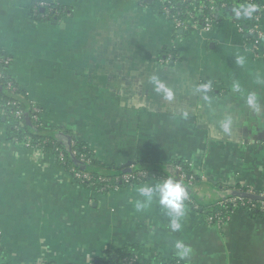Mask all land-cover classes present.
I'll list each match as a JSON object with an SVG mask.
<instances>
[{
	"label": "crops",
	"instance_id": "1",
	"mask_svg": "<svg viewBox=\"0 0 264 264\" xmlns=\"http://www.w3.org/2000/svg\"><path fill=\"white\" fill-rule=\"evenodd\" d=\"M39 1L0 0V50L43 123L66 147L87 143L101 171L153 165L174 177L175 163L186 162L200 207L185 202L183 227L173 232L158 199L134 207L139 187L164 180L96 191L52 151L13 139L0 112L4 263L104 264L136 248L146 263L163 264L179 259L174 242L182 240L193 250L185 264H264L262 213L207 220L224 197L264 189V40L253 51L231 9L195 33L176 29L157 0H51L65 8L56 21L36 19L46 10Z\"/></svg>",
	"mask_w": 264,
	"mask_h": 264
},
{
	"label": "built area",
	"instance_id": "2",
	"mask_svg": "<svg viewBox=\"0 0 264 264\" xmlns=\"http://www.w3.org/2000/svg\"><path fill=\"white\" fill-rule=\"evenodd\" d=\"M161 6V10L164 15H166L174 24L176 29H184L190 32L201 33L206 31L216 24L220 20L218 16V10L231 9L232 10V20L236 23L238 30L249 40V45L253 51H257L262 41L264 40V29L262 27V18L264 15V2H261L257 8V12H252L248 19L242 20L239 16L237 17L236 12L241 11L243 13V8L251 5L253 0H246V4H241L235 2V0H199L198 5L191 7L193 2L191 0H179L181 7H176L175 0H157ZM190 1V2H189ZM44 7L48 10H53L50 1L41 0L37 3L36 8ZM245 26V27H244ZM12 61L10 56H1L0 63L10 64ZM172 61V56H168L163 60V62L169 63ZM4 73L0 71V79L4 78ZM7 87L15 90L11 81L7 83ZM8 105H16L15 100L9 101ZM33 119L38 120L41 113V108L36 103H31ZM0 112L6 114V109L1 108ZM11 112L19 119L20 125H23V116L26 112L23 109H17ZM28 147H37L33 145L30 138L24 143ZM73 143L68 147L69 155L76 158L77 152L72 149ZM57 158L60 163L65 164L66 155L63 149L58 148ZM76 164V163H75ZM78 165V166H77ZM177 175L173 178L178 180L182 186H184L188 192V199L186 203L191 204L194 208L198 209L200 207L199 203L192 196L190 188L193 185L195 177L193 175L187 174L181 164L176 165ZM70 173L76 179L82 181L90 187H95L100 185L99 192H106L118 186L120 183L132 184L138 181L156 178L166 180L169 177L163 173H159L155 170H149L145 167L143 168H127L123 169L119 175L108 176L106 174L98 173L99 169L92 165L91 159L86 155V153H80L77 157V164L71 165L69 168ZM101 172V171H100ZM103 172V171H102ZM97 173V174H95ZM237 194L229 195L217 202L218 210L212 214L207 215V220L210 223L221 225L225 221L229 220L234 212L238 209H245L252 211L258 209L264 212V189L261 191H256L251 188H243L237 191ZM1 234L0 230V264H5L1 254ZM118 264H148L138 253H130L128 255L120 257ZM165 264H185L179 259H174Z\"/></svg>",
	"mask_w": 264,
	"mask_h": 264
},
{
	"label": "trees",
	"instance_id": "3",
	"mask_svg": "<svg viewBox=\"0 0 264 264\" xmlns=\"http://www.w3.org/2000/svg\"><path fill=\"white\" fill-rule=\"evenodd\" d=\"M178 1L179 0H175V5H176V7H181V4H179ZM191 1L193 2V5L191 7L194 9V7L198 5L199 0H191ZM50 2H51V5L53 7V10L46 9L45 11H41L40 9H38V12H37L38 15H37L36 19L56 21V19H58L60 17V15H62L64 13L65 8L63 6L56 4L51 0H50ZM235 2L241 3L243 5L246 4L245 3L246 0H235ZM251 3H252L251 5H255V11L254 12H257V8L261 4V0H253ZM219 12L220 13L227 12V10L226 9H224V11L218 10V16H221V14ZM43 14L45 16H43ZM240 17L242 18V20H244L246 18L248 19L249 16L244 15L242 13ZM0 55L1 56H9L6 53L2 52L1 50H0ZM10 64L0 63V71H2L5 75L4 78L0 79V109L1 108L6 109V114H4V116L6 118V122L9 125L10 135L12 136V138L15 139L16 141L20 142V143H23V144L27 141V138H30L31 143L33 145H36L38 149L52 151L56 155H58V148L63 149L65 151V155H66V162H65V164H63V163H61V164L64 167L68 168V170H69L71 165L77 164V157L79 156L80 153H86V155L91 159L92 165L93 166L97 165L96 161L94 160L92 151H91L90 147L87 145V143H85L83 141H77V140L72 142L73 143L72 149L77 152L76 158H74V157L70 156L68 150H66V148H65L66 144L63 143L62 141H59L53 135V132L56 130V129H54V127H52L51 125H48V124H44L43 121L41 120V117H40L41 115H39L38 120L33 119V117H32L33 112H32V108L30 107L31 103H33V102L29 100L27 93L24 90L20 89L18 87L17 83L10 77V75L8 73V69L10 67ZM9 81L12 82L13 87L16 88L15 90L7 87V83ZM12 100H15L17 102V104L14 106L8 105L7 103L9 101H12ZM17 109H23L26 112V114H24V116H23V122H24L23 125H20L19 119L17 117H15V115L11 112V110L15 111ZM175 164L176 165L181 164L187 174H189L191 172V167L186 162L180 161V162H177ZM97 167H99V170L101 171L100 168H102V167H100L98 165H97ZM145 168H147L149 170L152 169V170H155L159 173L165 174V172L162 171L161 167L158 168L157 166L152 165V166H145ZM106 169L107 170H105L103 172L98 171V173L106 174L108 176H116V175H119V173L123 170V168L118 169V168H113V167H107ZM95 174H97V173H95ZM165 175H167V174H165ZM168 177L174 178L175 176L174 177L168 176ZM99 187H100V185H97V186L92 187V188L94 190L98 191ZM106 192H108V191H106ZM218 208H219L218 204L215 203L214 205L211 206L210 209H208L207 215L214 213L216 210H218ZM250 213L251 214L262 213V215H264V212H262L258 209H254V210L250 211ZM133 252L137 253L136 248H124L122 250H119L120 254L113 255V256L111 255V257H109L104 262V264H118L120 257L128 255V254L133 253ZM163 264H165V263H163Z\"/></svg>",
	"mask_w": 264,
	"mask_h": 264
},
{
	"label": "clouds",
	"instance_id": "4",
	"mask_svg": "<svg viewBox=\"0 0 264 264\" xmlns=\"http://www.w3.org/2000/svg\"><path fill=\"white\" fill-rule=\"evenodd\" d=\"M255 11V5H249L243 9V14L250 16ZM241 11H237L236 15L239 17ZM237 65L243 66L246 63L244 56L236 57ZM235 91H240V85L238 83L233 84ZM167 98L172 99V93H167ZM248 105L252 107H258L257 98L255 94H249L247 97ZM185 115H187L185 113ZM230 120L223 123L222 127L225 132L229 131ZM139 195L143 197V200H137L134 203L136 211H142L148 208L154 199H158L159 205L166 210V213L171 218L169 227L171 231H180L183 227L181 220L186 214L185 201L188 199V192L184 186L173 178H168L161 183L154 186L144 185L137 189ZM174 248L176 255L180 260H185L192 255V248L182 240H176L174 242Z\"/></svg>",
	"mask_w": 264,
	"mask_h": 264
},
{
	"label": "water",
	"instance_id": "5",
	"mask_svg": "<svg viewBox=\"0 0 264 264\" xmlns=\"http://www.w3.org/2000/svg\"><path fill=\"white\" fill-rule=\"evenodd\" d=\"M148 2L150 1V0H147Z\"/></svg>",
	"mask_w": 264,
	"mask_h": 264
}]
</instances>
